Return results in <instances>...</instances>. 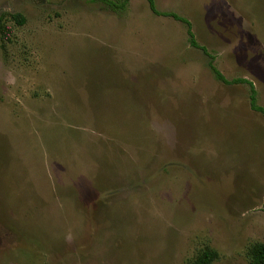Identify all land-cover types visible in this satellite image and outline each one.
<instances>
[{
	"label": "rangeland",
	"instance_id": "obj_1",
	"mask_svg": "<svg viewBox=\"0 0 264 264\" xmlns=\"http://www.w3.org/2000/svg\"><path fill=\"white\" fill-rule=\"evenodd\" d=\"M155 3L264 107V0ZM124 10L0 0V264H251L264 115L183 22Z\"/></svg>",
	"mask_w": 264,
	"mask_h": 264
},
{
	"label": "trees",
	"instance_id": "obj_2",
	"mask_svg": "<svg viewBox=\"0 0 264 264\" xmlns=\"http://www.w3.org/2000/svg\"><path fill=\"white\" fill-rule=\"evenodd\" d=\"M108 6V9L116 13H121L125 11L130 0H99ZM150 9L153 13L162 16H170L178 21L183 22L186 25V32L188 35V41L193 47L200 48L205 54L210 56L208 61V66L215 78L225 84L233 83H245L249 85V100L250 107L252 110L261 112L264 115V107L258 103V90L255 87V84L245 77H235L228 79L221 70L215 65V58L207 47L201 45L196 39L195 32L193 31L192 22L187 18L178 15L175 12L170 11H160L155 3V0H148ZM16 18L19 17V22H23V17L21 15H16ZM2 31H4V26L1 25ZM247 257L251 264H264V242L254 241L247 248ZM219 258V252L211 245H205L201 249H198V252L191 258L187 259L185 264H213V262Z\"/></svg>",
	"mask_w": 264,
	"mask_h": 264
},
{
	"label": "crops",
	"instance_id": "obj_3",
	"mask_svg": "<svg viewBox=\"0 0 264 264\" xmlns=\"http://www.w3.org/2000/svg\"><path fill=\"white\" fill-rule=\"evenodd\" d=\"M183 17H185V16H183ZM187 18V17H186Z\"/></svg>",
	"mask_w": 264,
	"mask_h": 264
}]
</instances>
